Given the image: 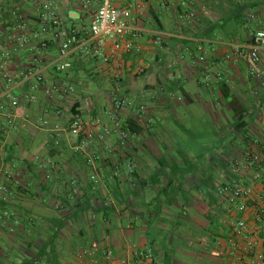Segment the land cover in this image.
<instances>
[{"label":"crops","instance_id":"crops-1","mask_svg":"<svg viewBox=\"0 0 264 264\" xmlns=\"http://www.w3.org/2000/svg\"><path fill=\"white\" fill-rule=\"evenodd\" d=\"M50 1L61 28L82 32L102 5V0L88 7L86 0ZM123 1L110 0L114 6ZM184 1L192 19L184 16ZM145 2L135 23L141 30L137 48L123 57L117 79L114 64H103L82 45H74L66 58L71 67L57 71L60 45L52 31L40 33L37 0H0V184L8 190L0 194V205L20 217L0 218V241L11 245H0V264L35 258L38 248L29 251L33 241L48 246L42 264H92L79 256L84 249H96L99 264H108L105 251L113 253L111 264L250 260L243 251L228 254L230 229L224 222L234 216L227 214L219 192L229 176L236 178L234 166H242L244 154L257 150L254 143L264 137V81L250 76L247 60L226 55L235 45H251L252 36L264 29V0ZM238 5L249 23L232 26L228 35L219 24L239 16ZM148 21L152 28L145 26ZM42 41L49 42L46 49ZM261 56L264 65V50ZM54 85L73 90L51 100L47 92ZM117 100L131 105L116 108ZM142 105L151 124L138 110ZM74 116L100 127L92 128L88 152L74 150L78 139L69 132ZM136 124L142 129L138 148H126L121 127ZM116 131L118 139L111 135ZM105 145L111 151L101 153ZM45 162L54 165L51 179L40 167ZM255 188L264 196V176ZM19 221L20 234L10 237L7 229ZM25 238V248L18 247Z\"/></svg>","mask_w":264,"mask_h":264},{"label":"built area","instance_id":"built-area-1","mask_svg":"<svg viewBox=\"0 0 264 264\" xmlns=\"http://www.w3.org/2000/svg\"><path fill=\"white\" fill-rule=\"evenodd\" d=\"M94 0H86V6ZM40 7V19L43 22L41 27L42 34L52 31L53 39L60 45L59 57L63 60L57 66V71L63 72L71 67L68 61L74 45H82L88 54L98 57L105 65L114 64L118 70L116 78L121 75L119 72L122 68V59L127 54L132 53L136 48V39L139 37L141 30L135 26L137 19L141 17L146 8L145 0H124L119 6H114L110 0H102V5L98 7L90 27L85 31L77 29L61 28L60 21L56 15L57 6L50 0H37ZM182 6L188 13L184 14L186 18H193L194 13L189 12L187 2H183ZM22 19L21 16L18 17ZM22 41L23 38H18ZM48 41H42L41 47L46 49ZM264 50V29L258 30L252 36V43L247 47L235 45L233 50L226 55V59L233 57L240 60H247L249 63L248 72L250 76L258 82L264 81V65L261 53ZM6 56H10V52H5ZM204 60V57L200 58ZM33 73H30L31 75ZM28 75V76H29ZM38 82L43 81L41 73L33 76ZM8 78V75H5ZM73 87L63 88L61 85H54L47 93L51 100H54V94L62 95L72 91ZM57 116H62L59 104L52 102ZM17 101L12 102V106H16ZM130 103L117 100L116 108L130 106ZM139 112L144 115L148 124L153 121L147 113V107L142 105ZM11 116V114H9ZM94 128L99 129L98 123L89 122L79 116H74L69 126V132L78 139L74 150L77 152H88L92 142ZM127 134L121 132V143L124 144ZM55 145H60L58 140ZM256 149H250L244 154L242 166L237 165L234 173L236 178L225 183L220 187V195L224 201L225 209L228 215L234 216L232 221H225V226L230 229V238L228 241V254L231 256L238 255L239 251H243L250 260L247 264H264V196L256 191L255 184L262 183L264 176V137L254 143ZM45 174L46 179L52 178L54 165L51 162H45L40 166ZM7 180L12 179V173H5ZM248 177V178H247ZM94 183H98L96 175L91 177ZM7 188L0 184V194L7 193ZM8 203V198H1ZM1 215L5 219L15 215L11 209L3 208L0 205ZM243 244V245H242ZM142 255V254H141ZM81 257H87L92 264H99L96 249H84L79 253ZM146 259H150V254L142 255ZM103 261L111 264L114 256L111 251H105L102 256Z\"/></svg>","mask_w":264,"mask_h":264},{"label":"trees","instance_id":"trees-1","mask_svg":"<svg viewBox=\"0 0 264 264\" xmlns=\"http://www.w3.org/2000/svg\"><path fill=\"white\" fill-rule=\"evenodd\" d=\"M238 6H239L238 8L235 7L237 9L235 11H236V13L240 14L239 16L224 18V19H222L221 24H219V26L221 27V31H228L227 32L228 35H229V33H231V35H233V33L230 32L232 30V26L236 25V26L245 27L249 23V20L247 19V17L243 16V12H244L245 8L243 6L241 7L240 5H238ZM75 108L76 107L72 108V110L75 112L74 114H76ZM243 119H244V116L242 115V116H240L239 121H242ZM120 132H124L127 134V138H126V142H127V140L128 141L131 140L132 136L139 135L142 132V129L140 127H138L137 124L136 125H128V126L121 127ZM120 142H121V140H120ZM122 145H124V144H122ZM118 197H119V195H118ZM2 207L4 208V204ZM19 218L20 217L17 214L15 215L14 218H11V219H9V218L5 219L4 216L1 215V219L2 220L4 219L7 222H9V221L14 222L15 220H17ZM19 224L22 225L19 221V223L15 227H11L10 230H9V228L7 229V234L10 237H12L13 236L12 233H15V232L17 234H20ZM23 228L26 229L27 226H25ZM16 229H17V231H16ZM9 243H10V241H2V240L0 241V245H2L1 246L2 248H5V247L8 248L9 246H11ZM30 245H32V243ZM47 247L48 246H46V245H44V246L39 245L36 257L31 258V259H27L22 264H42V260L44 258V254H45Z\"/></svg>","mask_w":264,"mask_h":264},{"label":"rangeland","instance_id":"rangeland-1","mask_svg":"<svg viewBox=\"0 0 264 264\" xmlns=\"http://www.w3.org/2000/svg\"><path fill=\"white\" fill-rule=\"evenodd\" d=\"M145 26L146 27H148V28H152V22L151 21H148V22H146L145 23ZM99 103H104L103 102V99H101V98H99ZM70 113H71V111H70ZM111 135L112 136H115V137H117V139H118V137H119V135H120V133L119 132H117L116 131V133H111ZM99 136V135H98ZM140 138H138V136H133L132 138H131V140H127V142L125 141V147L126 148H128V146L129 145H131V144H133L134 145V147H137L138 148V140H139ZM108 142V141H107ZM131 142V143H130ZM106 144V143H105ZM100 149H101V153H102V150L104 151L105 149V151L106 152H109V151H111V146L109 147H107V145H105L103 148L102 147H100ZM125 149H123V151H124ZM135 151H137L136 149H135ZM76 153H79V152H77V151H75ZM100 152V151H99ZM126 152V151H125ZM104 153V152H103ZM68 154L69 153H66L64 156H68ZM229 180H232L231 178H230V176H229ZM13 211V210H12ZM13 213L16 215V213L13 211ZM15 215H13L12 217H10L9 219H11V218H14L15 217ZM6 228V227H5ZM32 231V230H31ZM34 233H35V231H34ZM35 236L37 237V238H41L40 237V234H39V232H36L35 233ZM34 239H36L35 237H33ZM22 241H18L19 243H21L22 245H24V246H21V245H19L18 247H23V248H25V246L27 245L26 243H27V240H26V238H25V240L24 239H21ZM37 240V239H36ZM40 245V241H33L32 242V245H30V247H29V251L31 250L32 252H34L35 250H37V248H38V246ZM31 253V252H30ZM33 254V253H32Z\"/></svg>","mask_w":264,"mask_h":264}]
</instances>
